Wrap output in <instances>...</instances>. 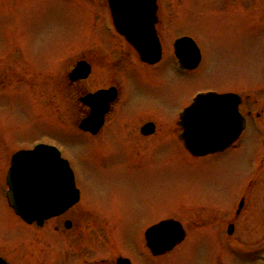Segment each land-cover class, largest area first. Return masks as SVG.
I'll return each mask as SVG.
<instances>
[{
  "label": "rangeland",
  "instance_id": "374dc122",
  "mask_svg": "<svg viewBox=\"0 0 264 264\" xmlns=\"http://www.w3.org/2000/svg\"><path fill=\"white\" fill-rule=\"evenodd\" d=\"M159 2L164 60L149 70L129 57L116 68L125 98L113 115L117 120L96 142L78 131L85 117L65 79L81 57L119 62L123 42L112 31L106 1L0 0V257L10 264H36L34 227L9 208L4 179L12 155L39 143L60 149L78 175L81 208L92 217L82 224L84 239L74 244L90 254L114 252L133 264H257L264 252L259 137L250 128L239 147L193 158L173 133L177 110L196 92L235 93L245 109H262L264 0ZM187 36L202 63L181 76L173 69L172 44ZM97 69L86 88L109 90L111 81ZM135 119L153 121L164 137L137 144L127 136ZM257 155L263 168L255 174L249 163ZM165 219L180 221L187 239L156 259L146 249L145 232ZM41 237V247L65 256L67 235L63 240L46 231Z\"/></svg>",
  "mask_w": 264,
  "mask_h": 264
},
{
  "label": "water",
  "instance_id": "95a60500",
  "mask_svg": "<svg viewBox=\"0 0 264 264\" xmlns=\"http://www.w3.org/2000/svg\"><path fill=\"white\" fill-rule=\"evenodd\" d=\"M108 5L118 33L134 46L143 61L158 62L161 54L155 29L158 22L157 0H108ZM176 50L178 57H188L185 61L190 65L189 69L197 68L201 60L200 51L191 39L177 42ZM89 73L90 68L82 63L71 77L77 81L85 79ZM113 98L114 95L108 99V94L99 93L85 100L84 103L91 108V116L83 124V130L95 133L100 127L99 120L107 112L104 107ZM239 104L240 99L233 95L219 97L209 94L199 98L184 117L183 126L187 132L183 138L187 149L194 156H205L232 144L241 133ZM205 110L208 115L204 113ZM207 116L213 120L210 118L206 122ZM215 124L225 126L220 135L213 130ZM71 174L68 162L62 160L53 148L39 146L34 151H23L15 155L9 175L12 187L10 200L15 212L27 224H33L34 221L42 223L59 215L75 203L73 200L67 206L59 204L63 199L59 189L62 183H67L66 178L68 182L70 178L73 183ZM51 209L55 212L50 213ZM146 239L153 255L159 256L182 243L185 232L180 223L167 221L148 230ZM0 264L5 262L0 260Z\"/></svg>",
  "mask_w": 264,
  "mask_h": 264
},
{
  "label": "flooded vegetation",
  "instance_id": "af4514ba",
  "mask_svg": "<svg viewBox=\"0 0 264 264\" xmlns=\"http://www.w3.org/2000/svg\"><path fill=\"white\" fill-rule=\"evenodd\" d=\"M160 20H162V13H160ZM110 21H111V26L113 24L112 21V17L110 16ZM162 27H163V22L161 21L160 25L157 28L158 31V37L160 40V43L162 45V53H163V58L162 60H164V56L166 55L165 49H164V37H163V33H162ZM113 28V26H112ZM116 34V33H115ZM117 35V34H116ZM117 37H119L117 35ZM123 42V45H121L120 48V52H121V58H119V62L118 63H113L111 61V59L107 58L106 56L103 55L104 52H102L101 50H98V52L103 55L102 59L99 61V57L100 56H96V58H88L86 57H81L79 60L75 61L72 63V65L69 67V71H67V77L69 80L68 83V87L71 90H74L75 92V98L77 96V100L79 102L80 105V111H81V115H84V117L88 116L89 114V109L83 105L80 101V98H82L84 95L88 94V93H94L97 92V90L92 91L86 88V83L88 82L89 78L91 77V75L93 73H95L97 67H99L97 70L100 71L99 75L101 76H105L107 78V80L111 81V85L109 89H116L117 91V99L111 104V107L108 111V113L105 116V120L103 121V125L98 129L97 133L95 135L89 134V133H85V132H81L84 135L89 136L90 138H92V140H95L96 142H100L101 138L104 136V133L106 131L107 128H109V126L116 121L117 119H114L113 115L115 114L118 106L124 101L125 98V94H124V89H122V87L120 86V84L118 83V80L116 78L115 72H116V68L120 67L123 68L121 66H123L127 59L129 57L135 58V60L145 69H156L157 66L160 65L159 64H155V65H149V64H144L141 63V61L139 60L136 52L124 41V39L122 38H118ZM174 53V51H173ZM86 61L88 62V64H90L91 69H92V73L90 75V77L86 80H82V81H78V82H72L69 79V75L70 72L76 67V65L80 62V61ZM175 60V59H173ZM177 63V60H175ZM106 63L108 64V68L110 69L108 72V68L105 67ZM101 66V67H100ZM117 68V69H118ZM173 69H177L178 74L183 76L185 74H189L192 73L193 71H184L182 70L178 64H176ZM261 89H263L262 92V96H261V100L264 102V88L262 87ZM101 90H107V88H103L100 89ZM92 91V92H90ZM77 93V95H76ZM72 99V97H71ZM258 104V103H256ZM243 105L245 106L244 102ZM259 106V104H258ZM183 111V107H181L180 109L177 110V117L175 120V129L173 131V133H175V137L177 138V140L182 143L181 140V134L183 133V129L181 127V121H180V116L181 113ZM242 115L245 118V122H246V129L244 134L240 137V139L231 147V148H237L240 146L241 142L243 141V138L246 136V133L249 130H253L256 136L259 137V139H256V142L260 143L261 145L264 144V105L262 107V109H257L256 111H253V108L251 109H242ZM256 117L260 120V122L258 124L252 125L250 124L249 119L251 117ZM84 119V118H83ZM82 121V120H81ZM171 124H165L166 125H172V122H168ZM148 124H152L154 125L155 128L153 129H149L146 125ZM172 127V126H171ZM251 128V129H250ZM127 136L131 137L134 141L137 142V144H144V143H151V142H156V140H160L164 137L161 136L159 137V130H158V126L156 123H154L151 120H143V119H135L133 120V123L131 125V129L129 131H127ZM230 148V149H231ZM257 148V147H256ZM229 150V149H228ZM227 151V150H226ZM259 160V159H258ZM261 166L263 168V162H261ZM74 170V169H73ZM74 175H75V183L77 186V189H79V202L76 203L72 208L68 209L64 214L54 217L53 219H50L48 221H45L44 223H42L41 225L34 223V225H32L31 227H34V261L36 262V264H118V260L120 258H124V259H128V257H125L124 255H120V254H116L114 252L109 253L107 252L105 255L100 254V253H96L95 255H93L92 253H88L87 250H82V246L79 244H74L75 243V239L79 238L80 241H82L85 237V234L83 231L82 224L87 222V218H91L92 216L87 215V213L82 210L81 208V200H82V190L80 189V186L78 185V175L76 173V171L74 170ZM68 197H70V194H67ZM246 201V199H244V202ZM86 220V222H85ZM46 231H49L53 234H57V237L62 238L64 240L65 236L66 237V242H67V249L65 250V256H63L62 258H58L56 255H60L55 253V250H50L49 248H43L41 247V240H42V235L43 233H45ZM75 236V237H74ZM92 237V236H90ZM93 241V240H92ZM87 254L89 256H87ZM93 255V256H90ZM58 258V259H57ZM8 264H10L11 262L8 261V259L4 258ZM131 264H133L132 260Z\"/></svg>",
  "mask_w": 264,
  "mask_h": 264
}]
</instances>
